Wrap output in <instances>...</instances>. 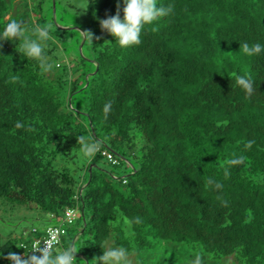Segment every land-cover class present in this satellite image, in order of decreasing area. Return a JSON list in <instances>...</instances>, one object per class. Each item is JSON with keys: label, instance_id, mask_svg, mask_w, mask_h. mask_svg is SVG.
<instances>
[{"label": "trees", "instance_id": "1", "mask_svg": "<svg viewBox=\"0 0 264 264\" xmlns=\"http://www.w3.org/2000/svg\"><path fill=\"white\" fill-rule=\"evenodd\" d=\"M30 2L14 8L0 0V33L11 20L30 27L22 7L43 11L44 1ZM118 2L123 17L122 0H86L89 30L82 31L94 35L83 45L96 69L85 87L68 65L51 60L53 32L48 73L16 50L19 42H2L0 264H11L9 252L27 254L42 236L36 226L13 235L10 224L35 221L44 229L61 223L66 209L80 214L63 224L54 252L66 236L78 239L76 264L117 246L139 263L158 254L163 264H191L209 254L223 264H264V51L240 48L264 45V0H157L173 13L146 26L142 43L129 48L99 23ZM245 73L254 80L250 96L234 79ZM83 89L88 105L78 112L70 94ZM81 135L102 142L91 162L77 144ZM135 217L142 223L126 235Z\"/></svg>", "mask_w": 264, "mask_h": 264}, {"label": "clouds", "instance_id": "2", "mask_svg": "<svg viewBox=\"0 0 264 264\" xmlns=\"http://www.w3.org/2000/svg\"><path fill=\"white\" fill-rule=\"evenodd\" d=\"M122 3L123 17L120 15L121 9L118 2L116 14L99 21L101 30L113 36L115 38V43L121 48L139 46L142 43L141 33L144 28L153 25L158 19L172 14L174 10L172 5L158 7L157 0H122ZM152 30L156 31L157 29L153 27ZM52 31L53 25L48 23L43 26L37 25L32 34L29 35L22 21L11 20L4 27V31L0 33V47H2L3 41L19 42L15 43L16 50L26 59L37 61L42 73H48L55 67L54 63L49 62L46 53L47 42L52 39ZM80 32L83 36L93 41L94 34L91 31ZM240 48L248 55H258L264 51V45L260 43H244L240 45ZM229 78L232 79V77ZM234 79L236 86L244 90L249 96L253 93L254 80L250 73L237 75ZM110 109L111 103L108 102L104 106L105 113L110 111ZM224 123L226 124L227 122ZM15 127L20 128L23 127V125L17 122ZM76 141L77 144L80 145L81 152L89 158V162H91V159H94L96 153L100 151L102 143L101 141L92 139L90 136L83 135L77 137ZM253 143L254 141H248L247 146L250 148ZM242 159L243 157L231 159L228 161V164L233 165L240 163ZM228 174L229 172L226 169L225 175ZM207 183L209 185L215 183V187L218 189L223 188L221 183L214 182L211 179H209ZM140 223H142L140 217H135L132 220L126 221L125 234H133L131 233L133 224ZM33 228L36 229V227ZM43 232L44 229H42V235ZM57 243V237L52 236L50 239L42 241L41 244L33 245L31 251L27 252V254L24 252L23 255H18L15 252H9L5 258L8 259L11 264H74L77 260L76 253L80 249H78L75 244H72L63 248L60 252L55 253L54 247ZM29 253H31V255H29ZM37 253L39 254L37 255ZM132 255L133 253L123 246L107 247L103 249L102 256L93 258V260L96 264H98V262L99 264H132L130 259ZM192 264H202L201 257L197 255L195 260L192 261Z\"/></svg>", "mask_w": 264, "mask_h": 264}, {"label": "rangeland", "instance_id": "3", "mask_svg": "<svg viewBox=\"0 0 264 264\" xmlns=\"http://www.w3.org/2000/svg\"><path fill=\"white\" fill-rule=\"evenodd\" d=\"M42 10L43 11H33L27 9L20 12L23 18L29 23L30 27L27 28V32H33L34 26L36 25L35 20L39 17V14L43 15L42 21L39 25L43 26L48 23L53 25V40L50 42L52 48V61H59L63 65H68L73 72V77H78L81 79L80 85H86L85 79L88 75L96 69V64L90 60L88 56V43H84V36L80 31L83 29L89 30L87 28V16L83 9L85 8L86 0H56L57 8L55 7L54 0H43ZM28 0H13V7L16 8L20 4L25 7ZM35 0H31L30 5L33 4ZM29 6V4H28ZM52 8H49L51 7ZM18 7V8H19ZM41 15V16H42ZM38 20H41L38 18ZM54 21V24H53ZM33 26V27H32ZM85 58V59H84ZM88 60V61H87ZM86 76L83 74L86 73ZM90 77V76H89ZM70 101L72 107L78 112H83L88 105V92L86 89L78 90L70 94ZM34 222H21L18 224H10L13 229V235L20 229H24L25 232H29L33 226L40 227L44 224ZM33 224V225H32ZM75 244L77 247L78 239L70 240L67 236L64 239L65 248ZM201 255V254H200ZM132 264H163L161 261V256L155 254L154 260H148L146 258L142 259V263L138 262L136 259L130 257ZM202 264H223V261L211 257L209 254L201 255ZM90 264H93L92 259L89 260ZM175 263V262H174ZM176 264V263H175ZM192 264V263H191Z\"/></svg>", "mask_w": 264, "mask_h": 264}, {"label": "built area", "instance_id": "4", "mask_svg": "<svg viewBox=\"0 0 264 264\" xmlns=\"http://www.w3.org/2000/svg\"><path fill=\"white\" fill-rule=\"evenodd\" d=\"M105 154L109 160L113 159L111 152H105ZM79 214H80V212L77 209H66L65 213H64V217L62 218V222L57 223V224H50V225L46 226L44 228L43 235L41 237L34 238L31 241V243L29 244L30 250L32 249L33 245L41 244L42 241L50 239L52 236L57 237V240H58L57 244H59L61 242L63 234L65 233V226L63 224L64 223H70L73 220V218L78 216ZM35 230L36 229L33 228V231H35ZM21 245L24 248L27 247L23 243H21ZM41 246H43V245H41ZM74 264H76V263H74Z\"/></svg>", "mask_w": 264, "mask_h": 264}, {"label": "crops", "instance_id": "5", "mask_svg": "<svg viewBox=\"0 0 264 264\" xmlns=\"http://www.w3.org/2000/svg\"><path fill=\"white\" fill-rule=\"evenodd\" d=\"M44 226H45V225H42V226H40V227H38V228L43 229Z\"/></svg>", "mask_w": 264, "mask_h": 264}, {"label": "water", "instance_id": "6", "mask_svg": "<svg viewBox=\"0 0 264 264\" xmlns=\"http://www.w3.org/2000/svg\"><path fill=\"white\" fill-rule=\"evenodd\" d=\"M91 169V166L89 167V170ZM86 264H88L87 262H86Z\"/></svg>", "mask_w": 264, "mask_h": 264}]
</instances>
